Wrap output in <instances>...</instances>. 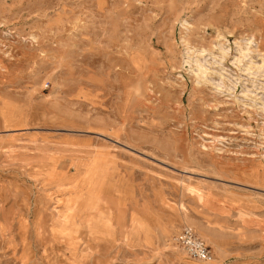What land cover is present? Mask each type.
I'll return each instance as SVG.
<instances>
[{
  "label": "rangeland",
  "instance_id": "374dc122",
  "mask_svg": "<svg viewBox=\"0 0 264 264\" xmlns=\"http://www.w3.org/2000/svg\"><path fill=\"white\" fill-rule=\"evenodd\" d=\"M0 264H264V0H0Z\"/></svg>",
  "mask_w": 264,
  "mask_h": 264
},
{
  "label": "built area",
  "instance_id": "2783aa9c",
  "mask_svg": "<svg viewBox=\"0 0 264 264\" xmlns=\"http://www.w3.org/2000/svg\"><path fill=\"white\" fill-rule=\"evenodd\" d=\"M175 241L189 256L198 261L211 258L209 247L191 228L186 227L181 230Z\"/></svg>",
  "mask_w": 264,
  "mask_h": 264
}]
</instances>
